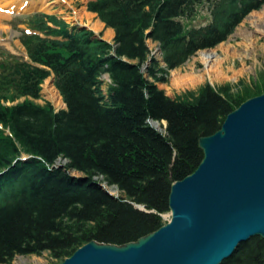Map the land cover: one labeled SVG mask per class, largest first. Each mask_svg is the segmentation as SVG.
Masks as SVG:
<instances>
[{
	"label": "trees",
	"instance_id": "obj_1",
	"mask_svg": "<svg viewBox=\"0 0 264 264\" xmlns=\"http://www.w3.org/2000/svg\"><path fill=\"white\" fill-rule=\"evenodd\" d=\"M204 4L205 26L184 23ZM263 5L88 0L86 11L114 32L113 44L55 15L18 19L33 33L18 29L27 59L0 48V264L44 252L59 264L91 241L125 246L165 225L170 185L194 172L203 157L199 139L218 132L243 102L263 95L264 76L236 94L229 85L216 90L206 84L171 99L156 85L197 52L226 42ZM51 75L63 110L34 102ZM103 76L110 80L106 93ZM153 121L165 123L166 133L153 129ZM58 160L64 165L56 167ZM223 264H264V240L240 244Z\"/></svg>",
	"mask_w": 264,
	"mask_h": 264
},
{
	"label": "water",
	"instance_id": "obj_2",
	"mask_svg": "<svg viewBox=\"0 0 264 264\" xmlns=\"http://www.w3.org/2000/svg\"><path fill=\"white\" fill-rule=\"evenodd\" d=\"M220 128L199 139L197 169L170 185L165 225L125 246L91 241L59 264H223L240 244L264 240V94Z\"/></svg>",
	"mask_w": 264,
	"mask_h": 264
},
{
	"label": "rangeland",
	"instance_id": "obj_3",
	"mask_svg": "<svg viewBox=\"0 0 264 264\" xmlns=\"http://www.w3.org/2000/svg\"><path fill=\"white\" fill-rule=\"evenodd\" d=\"M85 3H87L86 0H71L69 4L64 3V0H0V47L18 57H25L24 49L19 42L20 32L18 31L24 26L17 24L18 19H21L24 14L38 12L53 14L70 26L86 25L91 31L92 29L97 31L98 21L83 9ZM203 6L198 8L194 20L184 23L189 27L204 24L208 18V6L205 4ZM263 8L264 5L259 11L251 12L226 42L213 49L198 52L183 67L170 71L167 82L156 85L159 90L164 91L167 97L175 99V96L184 95L186 92L196 94L198 89L206 84H210L216 90L220 86L229 85L233 94L259 84L264 76V20L258 19ZM104 34L105 32H102V37L105 36ZM98 35L101 37V34ZM154 47L152 43H149L151 53H154L159 61L160 53L155 52ZM202 52L213 53V60L205 62ZM108 84V78L103 76L104 93L107 91ZM34 102L38 105L50 103L55 111L65 109L61 96L53 86L52 77L43 82L40 98ZM64 163L65 161L58 160L55 166H63ZM71 175L81 176L75 172ZM117 195L119 194H115ZM162 219L165 222L168 221V215H163ZM12 264L56 263L49 253L44 252L41 255L16 256Z\"/></svg>",
	"mask_w": 264,
	"mask_h": 264
},
{
	"label": "bare ground",
	"instance_id": "obj_4",
	"mask_svg": "<svg viewBox=\"0 0 264 264\" xmlns=\"http://www.w3.org/2000/svg\"><path fill=\"white\" fill-rule=\"evenodd\" d=\"M259 18V20H261V19H263L264 20V8L262 9V11L259 13V16H258ZM257 22V21H256ZM263 22V21H262ZM93 30V29H92ZM96 30V29H95ZM202 57H203V59H204V61L205 62H211V60H213V57H214V55H213V53H211V52H202ZM151 123V125H152V127H155L156 129H157V131H159L160 133H162V134H164V133H166L165 131H164V128H163V125L161 126L158 122H150ZM166 127V126H165ZM166 129V128H165ZM96 181H101V178H99V179H96V178H94ZM103 187H105L107 190H109V192L110 193H114V195L115 194H118V190L117 189H115V187H113V186H111V187H108V186H106V184L105 183H103ZM112 193V194H113Z\"/></svg>",
	"mask_w": 264,
	"mask_h": 264
},
{
	"label": "crops",
	"instance_id": "obj_5",
	"mask_svg": "<svg viewBox=\"0 0 264 264\" xmlns=\"http://www.w3.org/2000/svg\"><path fill=\"white\" fill-rule=\"evenodd\" d=\"M71 1V0H70ZM70 1H68V0H64V3H66V4H69V2ZM87 1V0H86ZM85 5H86V3H85ZM69 6V5H68ZM70 8H72V6L70 5ZM85 11H86V9H85V6H84V8H83ZM86 13H89V12H87L86 11ZM89 15H91V16H93V17H95V19H96V16H95V14H91V13H89ZM97 20V19H96ZM98 21V20H97ZM98 24H99V26L97 25V27L99 28L97 31H94V30H92V32H96V34L98 33V32H100V33H98V34H101L102 35V32H105V36L104 37H102V39L104 40V41H107L108 43H111L112 44V42H113V39H114V32L111 30V29H109V28H104V25L100 22V21H98L97 22ZM78 26H80L79 24H77ZM86 26V25H85ZM86 27H88V26H86ZM90 30V29H89ZM103 36V35H102ZM149 43H152L151 41L150 42H148V45H149Z\"/></svg>",
	"mask_w": 264,
	"mask_h": 264
}]
</instances>
